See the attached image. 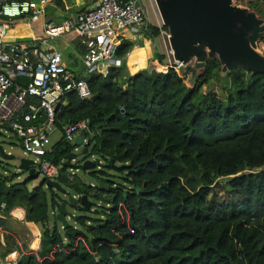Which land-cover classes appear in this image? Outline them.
Here are the masks:
<instances>
[{"label":"trees","instance_id":"1","mask_svg":"<svg viewBox=\"0 0 264 264\" xmlns=\"http://www.w3.org/2000/svg\"><path fill=\"white\" fill-rule=\"evenodd\" d=\"M249 8L264 14L260 0ZM160 33L148 25L141 40L119 36L114 57L124 60ZM164 60L154 51L152 66L132 77L123 62L105 74L73 75L86 82L92 98L65 94L53 125L61 134L64 126L90 124L88 157L105 169L84 174L106 189L68 174L63 159L75 147L61 135L44 158L58 167L55 181L70 195L96 200L89 211L75 207L80 215L68 212V226L55 219L64 201L58 193L30 189V180L18 182L0 160L5 217L20 207L26 222L42 228L39 248L31 252H21L13 234L4 232L1 259L20 254L17 264H264V75L244 67L224 74L218 60H207L202 69L161 72ZM45 117L41 111L32 124ZM0 137V145L9 144L2 132Z\"/></svg>","mask_w":264,"mask_h":264},{"label":"built area","instance_id":"2","mask_svg":"<svg viewBox=\"0 0 264 264\" xmlns=\"http://www.w3.org/2000/svg\"><path fill=\"white\" fill-rule=\"evenodd\" d=\"M48 5L47 0H0V132L5 140L15 141L23 154L34 160L36 171L43 180L55 181L58 167L44 160L53 147L50 137L56 131L54 110L67 93L74 92L83 101L91 99L92 94L84 80L74 78L64 67L59 52L51 50L48 55L36 57L29 46L5 41L15 21L28 19L35 22L45 18ZM146 23L140 0H98L93 9L74 21L44 25L43 35L47 39H56L70 32L75 33L84 47L82 61L87 69L94 71L102 65L109 70L120 66L114 57V41L119 42L118 37L124 31L139 34L146 28ZM169 56L171 63L159 71L166 72L168 67L175 70L182 68L173 61L170 49ZM18 79L25 84L16 82ZM41 111L46 116L45 120L41 124H32ZM81 130L87 132L85 122L64 126L61 135L65 142L73 146ZM84 142L87 143L86 139ZM73 175V170H70V176ZM4 210L5 204H1L2 218H6ZM18 219L30 230V223L24 216ZM19 257L16 254L14 260L5 264H17Z\"/></svg>","mask_w":264,"mask_h":264},{"label":"water","instance_id":"3","mask_svg":"<svg viewBox=\"0 0 264 264\" xmlns=\"http://www.w3.org/2000/svg\"><path fill=\"white\" fill-rule=\"evenodd\" d=\"M235 1L237 0H154L162 25L167 30L173 61L185 69L190 65L202 69L207 60H218L224 74L244 67L253 75H264V56L256 52V41L263 36L264 22L254 12L235 7ZM52 11L53 7L48 6L47 15H51ZM75 44L80 50H84L78 40ZM86 128L89 129L90 124L87 123ZM85 139L86 130H81L73 146L76 150L83 148V152L79 155L75 151L65 156L63 167L72 170L73 165H77L85 173L95 169L104 170L105 166L100 162L80 158L88 155ZM0 158L15 159L5 153L2 145ZM18 170L25 172L30 181L39 176L33 159L18 160ZM94 182L100 190L106 189L101 181ZM40 186L66 196L55 215L56 221L63 227L68 226V207L79 206L87 211L91 209L87 196L70 195L57 181L42 179ZM5 221V218L0 217V232L6 228Z\"/></svg>","mask_w":264,"mask_h":264},{"label":"crops","instance_id":"4","mask_svg":"<svg viewBox=\"0 0 264 264\" xmlns=\"http://www.w3.org/2000/svg\"><path fill=\"white\" fill-rule=\"evenodd\" d=\"M31 1H39V0H31ZM47 1L49 2L48 6L53 7V11L51 15H46L45 18H40L35 22H32L28 19H20L15 21L11 29L8 31L5 37V41L10 44L18 43L29 46L31 53L36 57L43 54L48 55L51 50H55L62 55V63L64 67L75 77L77 76L83 78L93 70L89 71L82 61V55L84 53V50L83 49L80 50L79 46L75 44V42L78 40L75 33L70 32L56 39H47L43 35V26L59 25L67 20L74 21L78 18L79 15L93 9L96 6L98 0H47ZM122 36L130 41H136L135 38H137V40H141V35L135 33L131 34L130 32H127L126 34L124 32ZM114 44L115 47H117L119 45V42L114 41ZM154 51H157L155 49V45L153 47L151 42L144 40L141 47L135 46L133 50L124 58V60L121 61L117 59V61L119 62V64H121L122 62L124 63L127 75L129 77H132L138 72L145 69H149L152 66L150 65V62L152 61V56ZM158 53L160 55H163L159 50ZM96 70L97 71L100 70L99 72H102V74H105L108 71L105 70L104 66L102 65L99 66ZM7 142L9 143L7 145H9L10 148H12L14 146L13 144H15V141H7ZM16 146L19 147L18 145ZM16 211H20L21 216L25 217V211L20 207H16L10 212L9 217L7 216L5 219L6 221L12 219L16 223H18V225L15 226L17 228V231H12V229L4 228L3 232H8L10 230L9 232H11L13 235L18 237L23 242L27 243L25 238H24L25 240L21 239L17 234V232L26 229L27 230L26 233H28L26 237L28 238V240L35 239L37 241V245H38L37 249H38L40 243V235L42 231L41 226L39 224L30 223L29 224L30 230H28L20 223L19 219L16 220L15 218ZM16 217L20 218V216H16ZM3 232H0L1 245L3 241ZM17 243L20 249H22V246L19 243V241H17Z\"/></svg>","mask_w":264,"mask_h":264},{"label":"rangeland","instance_id":"5","mask_svg":"<svg viewBox=\"0 0 264 264\" xmlns=\"http://www.w3.org/2000/svg\"><path fill=\"white\" fill-rule=\"evenodd\" d=\"M140 1L143 4L145 14H146V20H147L146 27L148 25H150V26L157 27L159 30H161L159 37L156 38V40L152 43V45H153V47L155 45V49L157 51L159 50L164 55V57H165L164 63L170 64L172 60H171V57L169 56V49H168L169 46H168V41H167V37H166L168 34H167V31L166 32L163 31L164 26L162 25V21L160 19L159 13L157 11L155 2H154V0H140ZM256 1L257 0H237L233 3V5L237 8L246 9L248 11L254 12L256 14L257 18L264 22V14L262 16H259V14L256 11H253L252 9L249 8V3L250 2H256ZM260 4H261V6L264 5V0H260ZM124 32L127 34V31H124ZM135 40H137V38H135ZM256 52L259 55L264 56V31H263V36L256 41ZM60 136H61V134L59 132H57V131L53 132L52 136L50 137V144L54 145L59 140ZM1 141H2V138L0 137V142ZM2 146L4 148L5 153L12 155L15 159L3 160L0 158V160H2L4 163L9 165V171L18 176V180H17L18 182L25 181L27 179V174L25 172H21L18 170V160L25 159V158L31 159V157L24 155L22 150L17 146H13L12 148H10L9 145H7V144H4ZM81 150H82L81 148H78L77 153L81 152ZM73 172H74L75 176H77V178L80 179L81 181H83L86 185L94 184L93 179L90 178L88 175L84 174V172L81 171L80 168H78L77 170L73 169ZM110 173H112V172H110ZM68 174H70L69 170H68ZM41 182H42V178H41V176H38V178L36 180L30 181L29 188L31 189V188L38 187V186H40ZM218 190H219V188H218ZM67 191H69V190L67 189ZM59 195L63 200H66V196H64L62 194H59ZM95 201L96 200L94 198L91 199V203H95ZM68 212L72 215H80L78 211H76V210L74 211V208H71V207H68ZM15 218H16V220H18V218L16 216H15ZM68 222L71 223L70 220ZM17 225H18V223H16L12 219L5 221V227L12 229V231H17V228L15 227ZM26 231H27L26 229H23V231L17 232V234L19 235V237L21 239L25 238L27 243L23 242L22 240H20L15 235H13V236L21 244V246H22L21 252L36 251L37 246H38L37 241L35 239L28 240V238L26 237V235H28V233H26ZM1 232H3V230H1ZM3 235H4V232H3ZM1 246H4V240L2 241ZM1 252H2V249H0V254H1ZM15 258H16V254H9L5 259L0 258V264H3L5 262H10L11 260H14Z\"/></svg>","mask_w":264,"mask_h":264},{"label":"flooded vegetation","instance_id":"6","mask_svg":"<svg viewBox=\"0 0 264 264\" xmlns=\"http://www.w3.org/2000/svg\"><path fill=\"white\" fill-rule=\"evenodd\" d=\"M82 150H81V152H79L78 154L80 155L82 152H83V148H81ZM76 152L78 151V150H75ZM80 158L83 160H86V159H91V160H94L95 161V159L94 158H90V157H88V155H86L85 157L83 156H80Z\"/></svg>","mask_w":264,"mask_h":264}]
</instances>
